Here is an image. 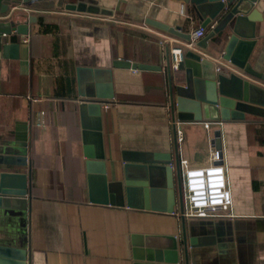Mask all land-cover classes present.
I'll list each match as a JSON object with an SVG mask.
<instances>
[{
  "label": "crops",
  "instance_id": "obj_1",
  "mask_svg": "<svg viewBox=\"0 0 264 264\" xmlns=\"http://www.w3.org/2000/svg\"><path fill=\"white\" fill-rule=\"evenodd\" d=\"M16 1L9 8L18 15L15 20L22 22L28 15L36 20L27 35L0 37V152L26 154L27 165H0V171L27 173L28 205L26 212L0 210V241L26 248L27 264H134L142 249L132 245V234L171 235L178 240L184 264L183 223L187 239L196 242L188 246L189 264H264V117L246 113L244 120L205 129L203 121H174L169 110V46L161 42L163 36L174 45L187 41L149 26L145 18L191 33L200 22L187 5L182 0ZM79 1L110 9L113 15L66 9ZM263 32L257 31L252 51L258 68L264 64ZM7 43L19 44L16 58L12 50L4 51ZM115 59L161 69L113 68ZM81 66L112 69L114 96L101 102L108 181L123 178V150L170 153L173 214L154 209L143 190L133 208L90 202L79 109L83 99L77 85ZM40 112L43 126L36 124ZM213 127L222 130L232 216L182 218L177 215L175 160L179 167L181 159L194 167L206 164L217 149Z\"/></svg>",
  "mask_w": 264,
  "mask_h": 264
},
{
  "label": "water",
  "instance_id": "obj_2",
  "mask_svg": "<svg viewBox=\"0 0 264 264\" xmlns=\"http://www.w3.org/2000/svg\"><path fill=\"white\" fill-rule=\"evenodd\" d=\"M34 0H21L28 4ZM206 30L193 50L183 52L176 76L170 66L166 48V73L168 75L169 110L174 121L204 122L213 124L244 120L245 114L264 117V64L257 66L258 57L252 51L258 41L257 31H264V6L262 0H182ZM16 0H0V35H27L29 24L35 17L28 15L22 22L11 15V4ZM66 9L92 15L112 16L110 9L95 3L79 1L66 5ZM9 13V14H7ZM145 23L172 36L190 41V33L182 32L163 21L145 18ZM264 35V32H263ZM18 43L3 45L4 51L12 50L17 57ZM113 68L157 71L160 65L115 59ZM78 95L83 155L92 203L136 207L138 193L150 196L152 207L172 214L176 205L174 173L170 153L123 150V178L108 181L103 147L101 102L113 98L112 69L77 67ZM212 145L221 149L222 130L213 127ZM176 143V142H175ZM177 146V144H176ZM0 165L24 167L26 154L0 152ZM177 197L182 209V172L179 159L175 160ZM28 175L20 171H0V210L26 212L28 205ZM181 236L183 263H188V246L195 240L187 239L185 225ZM131 243L142 249L135 254L134 264H181L179 244L171 235L155 236L132 234ZM164 250L156 255L154 250ZM145 252V253H143ZM24 247L0 241V264H27Z\"/></svg>",
  "mask_w": 264,
  "mask_h": 264
},
{
  "label": "built area",
  "instance_id": "obj_3",
  "mask_svg": "<svg viewBox=\"0 0 264 264\" xmlns=\"http://www.w3.org/2000/svg\"><path fill=\"white\" fill-rule=\"evenodd\" d=\"M204 34L205 30L198 27L190 33V41L182 45H174L172 38L163 36L164 39L161 43L169 46L167 49L172 71L178 70V64L184 58L183 52L187 49L193 50ZM2 36L5 35L1 34L0 37ZM24 42H27L26 38H24ZM42 116L43 112L37 115L36 124L38 126L44 125ZM219 124L206 121L203 122V127L209 129L210 126ZM178 135L181 139L182 131H178ZM180 169L182 172V209L177 215L182 218L232 216V195L230 186H228L227 168L223 165L221 149L213 150L207 163L197 167L190 166L187 159H181Z\"/></svg>",
  "mask_w": 264,
  "mask_h": 264
}]
</instances>
